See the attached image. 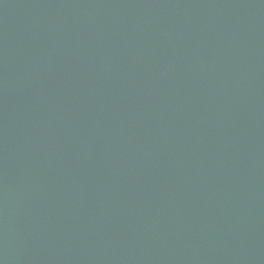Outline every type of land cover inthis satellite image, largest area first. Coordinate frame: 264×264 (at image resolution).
<instances>
[{
	"label": "water",
	"instance_id": "water-1",
	"mask_svg": "<svg viewBox=\"0 0 264 264\" xmlns=\"http://www.w3.org/2000/svg\"><path fill=\"white\" fill-rule=\"evenodd\" d=\"M0 264H264V0H0Z\"/></svg>",
	"mask_w": 264,
	"mask_h": 264
}]
</instances>
